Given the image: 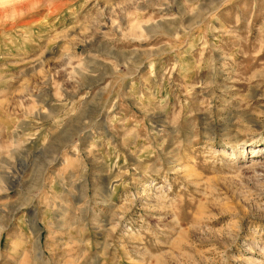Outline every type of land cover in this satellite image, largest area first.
I'll return each instance as SVG.
<instances>
[{
    "label": "rangeland",
    "instance_id": "rangeland-1",
    "mask_svg": "<svg viewBox=\"0 0 264 264\" xmlns=\"http://www.w3.org/2000/svg\"><path fill=\"white\" fill-rule=\"evenodd\" d=\"M0 264H264V0H0Z\"/></svg>",
    "mask_w": 264,
    "mask_h": 264
}]
</instances>
